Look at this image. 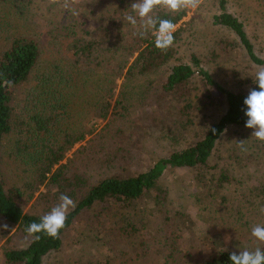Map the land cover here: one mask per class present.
Masks as SVG:
<instances>
[{"label":"trees","instance_id":"trees-1","mask_svg":"<svg viewBox=\"0 0 264 264\" xmlns=\"http://www.w3.org/2000/svg\"><path fill=\"white\" fill-rule=\"evenodd\" d=\"M14 1L16 10H0V222L15 227L14 233L27 243L17 247L14 234L6 239L1 245L5 264H44L46 257L61 251L64 235L75 222L89 218L92 212L97 217L108 213L114 223L113 229H109L118 230L119 239L129 247L143 245L142 232L134 223H143L147 213L152 215L158 209L163 173L181 168L196 172L209 166L216 143L227 129H249L245 127L243 101L250 89L258 90L253 82L255 77L247 82L246 91L226 90L200 69L198 73L205 85L222 95L224 112L204 127L194 143L174 151L167 159L134 173L124 166L117 169L118 163L126 165L123 134L133 129L137 112H143L150 104L146 97H155L157 101L161 95L169 98L171 101L164 103V109L172 113L177 101L191 95L195 72L176 56L180 31L175 29L171 47L157 49L154 30L140 38L134 35L139 30V18L135 28L125 20L127 15H135L130 7L134 0H83L71 10L57 9L66 13L67 18L55 16L46 27L39 20L36 30L28 32L27 20L34 18L36 10L30 7L29 0L0 3ZM206 1L217 10L212 15L213 24L232 33L249 60L264 67V59L254 53L245 25L228 10L232 0ZM249 1L264 8V0ZM188 11L189 8H182L171 12L158 6L152 15L170 19L176 27ZM15 16L22 17V22H17ZM73 16L78 19L72 20ZM45 33L53 60L46 64L45 72L31 79L41 54L40 37ZM228 46L236 47L234 43ZM192 63L199 67L194 56ZM9 80L11 87L6 83ZM26 84L32 89L27 104L21 106L15 103L13 93ZM189 107L188 102L185 109ZM26 114L28 120L23 121ZM99 121L103 124L97 129ZM10 139L11 153L6 157L16 162L19 170L8 172L3 147ZM82 142L85 145L67 159L74 146ZM21 166L34 168L32 180L24 186L11 181L30 173V169ZM70 174L75 177L71 186ZM79 185L83 189L74 199L76 207L69 211L59 238L45 233L28 234L26 228L30 223L38 222L58 204L61 194L72 197ZM42 186L46 189L41 195L43 199L55 190L58 200L45 205L42 212H26V205ZM113 208L121 214L118 218L112 217ZM134 210L142 215L132 216ZM260 248L264 250V242ZM232 252L220 246L202 264H231Z\"/></svg>","mask_w":264,"mask_h":264},{"label":"rangeland","instance_id":"rangeland-1","mask_svg":"<svg viewBox=\"0 0 264 264\" xmlns=\"http://www.w3.org/2000/svg\"><path fill=\"white\" fill-rule=\"evenodd\" d=\"M15 2L0 3V10H16ZM82 2L83 0H70V7L66 9L65 0H57L55 3L52 0H29L30 7L36 11L34 18L27 20V31L34 32L39 20L46 27L55 16L59 19L67 18L66 13L57 9L71 10ZM228 10L243 22L254 46V53L264 59L263 6L249 0H232ZM214 13L217 10L206 0H201L197 8H189L186 17L175 27L180 31L177 59L190 65L195 72L191 81V95H187L185 101H177L172 113L164 109V103L171 101L169 98L161 95L157 101L155 97H146V102L150 104H147L148 107L143 112H137L132 123L133 129L129 128L123 134L122 147L126 152V165L124 162L118 163L117 169L124 166L134 173L148 168L160 159H167L174 151L194 143L204 127L216 121L224 112L222 95L205 85L198 73L200 69L208 73L215 85L221 88L247 90V82L255 77L260 67L249 60L246 50L232 33L213 24ZM72 18L78 19L76 16ZM15 20L21 23L23 18L15 16ZM49 43L46 33L41 35V54L30 75L31 79L45 72L46 64L53 60ZM233 43L235 48L228 46ZM193 56L197 58L199 67L192 63ZM31 89L30 84L16 89L13 93L15 103L26 105ZM188 102L190 107L185 109ZM145 106L146 104L143 107ZM28 116L26 114L23 121H27ZM102 124L97 122V129ZM252 131L253 129H227L216 143L214 159L209 162V166L199 171L181 168L167 169L163 173L160 179L163 195L158 209L152 215L147 213L143 217V223H134L135 228L142 232L143 245L141 243L138 247H129L119 239V231L112 230L114 223L108 213H101L97 217L92 212L89 218L75 222L64 235L61 251L46 257L44 264H202L220 246L234 252L260 248L263 242L253 237L251 230L255 225H264V213L260 211L264 207V142L251 137ZM12 140H7L3 147L8 172L19 170L17 163L6 157L11 153ZM240 140H245L246 151L237 146V141ZM82 145L85 142L75 145L67 154V159L72 158L76 149ZM20 168L30 169V173L11 181L24 186L32 180L34 168ZM55 169L56 167L52 171ZM69 176L71 186L75 177L71 174ZM82 189L83 185H79L71 198L74 200ZM45 192L46 189L42 186L26 205L25 211L42 212L45 205L58 200L54 195L55 190L50 191L43 199L41 195ZM118 213L113 208L112 217L118 218L121 215ZM136 215L141 216L142 213L134 210L132 216ZM3 225L7 227L4 228ZM15 229L0 222V264H5L1 245L12 234L15 235L14 243L17 247H23L27 243L14 233ZM4 234L5 237L1 239Z\"/></svg>","mask_w":264,"mask_h":264},{"label":"clouds","instance_id":"clouds-1","mask_svg":"<svg viewBox=\"0 0 264 264\" xmlns=\"http://www.w3.org/2000/svg\"><path fill=\"white\" fill-rule=\"evenodd\" d=\"M53 3L57 0H52ZM201 0H134L131 4L132 12L125 20L134 28L140 20L139 30L134 35L144 38L150 30H154V45L157 49L166 50L174 43L175 25L172 20L153 16V10L158 6H163L171 12H178L182 8H197ZM64 7H70V0H65ZM255 84L258 90L252 88L243 103L246 106L245 116L247 117L245 127L253 129L251 137L264 142V67H260L255 74ZM7 86H12V81H7ZM245 140L237 141V146L246 151ZM76 207V202L68 195L61 194L59 203L56 204L48 213L40 217L38 222H32L26 228L29 235L45 233L52 238H59L60 230L65 227L67 215L70 209ZM264 213V207L260 208ZM4 228L7 225H3ZM251 235L257 240L264 242V225H255L251 230ZM231 264H264V250H242L232 252L229 256Z\"/></svg>","mask_w":264,"mask_h":264}]
</instances>
